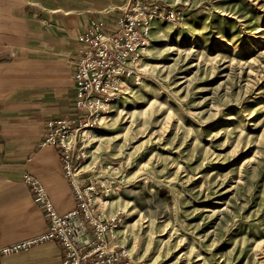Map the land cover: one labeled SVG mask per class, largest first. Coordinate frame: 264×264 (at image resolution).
Wrapping results in <instances>:
<instances>
[{"label":"rangeland","instance_id":"374dc122","mask_svg":"<svg viewBox=\"0 0 264 264\" xmlns=\"http://www.w3.org/2000/svg\"><path fill=\"white\" fill-rule=\"evenodd\" d=\"M159 2L79 177L134 264H264V0Z\"/></svg>","mask_w":264,"mask_h":264},{"label":"crops","instance_id":"0c3cea01","mask_svg":"<svg viewBox=\"0 0 264 264\" xmlns=\"http://www.w3.org/2000/svg\"><path fill=\"white\" fill-rule=\"evenodd\" d=\"M128 0H0V244L49 229L25 173L46 187L54 208L78 206L57 146L41 147L49 119H74V63L80 37L93 22L111 24ZM64 251L47 241L4 258L3 264H62Z\"/></svg>","mask_w":264,"mask_h":264},{"label":"built area","instance_id":"2783aa9c","mask_svg":"<svg viewBox=\"0 0 264 264\" xmlns=\"http://www.w3.org/2000/svg\"><path fill=\"white\" fill-rule=\"evenodd\" d=\"M159 1L128 0L119 8L120 15L111 24L93 22L90 30L80 37L73 73L78 116L49 119L40 144L41 147H58L78 206L66 214H59L46 187L38 178L25 173L24 182L35 194L48 219L49 229L27 240L0 244V264L7 256L47 241H56L63 248L62 264H134L118 243L119 213L113 217L102 216L95 186L89 178L79 177L86 147L82 131L100 125L113 102L125 92V86L139 81L140 56L153 22L170 15Z\"/></svg>","mask_w":264,"mask_h":264},{"label":"bare ground","instance_id":"6f19581e","mask_svg":"<svg viewBox=\"0 0 264 264\" xmlns=\"http://www.w3.org/2000/svg\"><path fill=\"white\" fill-rule=\"evenodd\" d=\"M198 44H201V41H198ZM129 105L128 100H123L121 103V108H126ZM114 110H111V112H113ZM84 130V129H83ZM87 132H83V135L86 136Z\"/></svg>","mask_w":264,"mask_h":264}]
</instances>
